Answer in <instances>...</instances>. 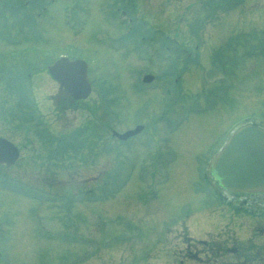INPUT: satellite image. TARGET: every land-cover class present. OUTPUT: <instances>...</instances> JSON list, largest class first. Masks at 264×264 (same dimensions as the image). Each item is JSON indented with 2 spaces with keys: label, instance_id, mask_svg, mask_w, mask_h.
<instances>
[{
  "label": "rangeland",
  "instance_id": "rangeland-1",
  "mask_svg": "<svg viewBox=\"0 0 264 264\" xmlns=\"http://www.w3.org/2000/svg\"><path fill=\"white\" fill-rule=\"evenodd\" d=\"M67 3L71 18L83 19L79 33L64 22ZM116 7L128 13L119 17ZM59 54L90 61L93 92L84 107L64 111L51 100L60 85L46 68ZM20 63L26 102L17 94L25 82ZM145 72L158 79L142 88ZM189 108L200 110L168 145L173 121L158 116L165 109L163 117L175 120ZM249 115L264 128V0H0V135L22 153L3 174L41 193L37 211L29 198L0 188V249L21 253L14 254L21 262L220 264L228 255L218 259L216 247L234 237L242 249L238 236L264 251V236L246 227L228 232L230 205L209 195L199 173L227 126ZM139 123L156 125L154 136L124 141L112 133ZM47 130L54 141L68 132L57 152ZM84 135L86 159L79 156ZM216 189L224 200L240 197ZM27 212L40 216L35 222Z\"/></svg>",
  "mask_w": 264,
  "mask_h": 264
},
{
  "label": "water",
  "instance_id": "water-1",
  "mask_svg": "<svg viewBox=\"0 0 264 264\" xmlns=\"http://www.w3.org/2000/svg\"><path fill=\"white\" fill-rule=\"evenodd\" d=\"M49 70L73 97L79 99L89 95L91 84L84 61L62 58L51 65ZM142 127L139 125L123 134H114L125 139L139 132ZM16 155L17 149L13 143L0 138V160L9 164ZM212 172L220 184L231 191L264 190V130L254 124H247L237 130L214 157Z\"/></svg>",
  "mask_w": 264,
  "mask_h": 264
},
{
  "label": "flooded vegetation",
  "instance_id": "flooded-vegetation-1",
  "mask_svg": "<svg viewBox=\"0 0 264 264\" xmlns=\"http://www.w3.org/2000/svg\"><path fill=\"white\" fill-rule=\"evenodd\" d=\"M67 166V164H66ZM12 167H6L0 163V170L10 169ZM4 172V171H3ZM215 184V183H214ZM216 187H219L218 184H215ZM26 191V189H24ZM34 194V196H22L23 199L29 198L26 204H31L35 206V209H38V205H41V196L40 190L33 189L30 191ZM237 194L240 197H226L227 203L229 206L230 212L233 214L230 218L229 223L232 226H237L238 228H245L251 234L253 232L254 236H264V191L257 193H233ZM245 194L243 198L242 195ZM6 196H10L5 194ZM32 202V203H31ZM27 209V207H23ZM39 211V209L37 210ZM26 215L29 217V220L37 219L40 214L27 212ZM250 227L252 229H250ZM232 230L230 229L229 232ZM245 245L242 244V249L238 246L234 245L232 241L231 244H218L217 252L218 253H227V260L223 261L220 264H264V251L258 246L256 250H251L250 243L244 242ZM240 249V250H239ZM9 251V250H8ZM5 258H7L5 260ZM15 260V261H14ZM22 260L17 259L13 254L7 253L4 251L3 254H0V264H57L56 262H52L51 259L45 261H33L29 260L26 262H21ZM219 262V261H218Z\"/></svg>",
  "mask_w": 264,
  "mask_h": 264
},
{
  "label": "trees",
  "instance_id": "trees-1",
  "mask_svg": "<svg viewBox=\"0 0 264 264\" xmlns=\"http://www.w3.org/2000/svg\"><path fill=\"white\" fill-rule=\"evenodd\" d=\"M230 1H233V0H230ZM231 5H232V6H235L236 4L232 2ZM18 78H19L20 80H24V79L20 78L19 76H18ZM18 78H17V79H18ZM15 79H16V78H15ZM8 84H9V82H8ZM22 84H23V87H25V92H26V90H27V89H26L27 84H26V82H24V81H23ZM9 85L11 86V84H9ZM15 86L18 87L17 85H15ZM17 93H19V90L17 91ZM23 100H25L24 102H26V98L23 97ZM87 140H88V139H87ZM82 142H83V141H82Z\"/></svg>",
  "mask_w": 264,
  "mask_h": 264
},
{
  "label": "bare ground",
  "instance_id": "bare-ground-1",
  "mask_svg": "<svg viewBox=\"0 0 264 264\" xmlns=\"http://www.w3.org/2000/svg\"><path fill=\"white\" fill-rule=\"evenodd\" d=\"M189 116H191V114L189 115ZM237 128V127H236ZM234 130V129H233Z\"/></svg>",
  "mask_w": 264,
  "mask_h": 264
}]
</instances>
